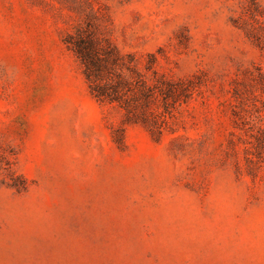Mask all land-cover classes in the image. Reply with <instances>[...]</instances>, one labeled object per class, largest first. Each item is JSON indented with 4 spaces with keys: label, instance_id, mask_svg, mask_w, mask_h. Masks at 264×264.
<instances>
[{
    "label": "rangeland",
    "instance_id": "rangeland-1",
    "mask_svg": "<svg viewBox=\"0 0 264 264\" xmlns=\"http://www.w3.org/2000/svg\"><path fill=\"white\" fill-rule=\"evenodd\" d=\"M0 264H264V0H0Z\"/></svg>",
    "mask_w": 264,
    "mask_h": 264
},
{
    "label": "trees",
    "instance_id": "trees-1",
    "mask_svg": "<svg viewBox=\"0 0 264 264\" xmlns=\"http://www.w3.org/2000/svg\"><path fill=\"white\" fill-rule=\"evenodd\" d=\"M69 48L74 50L84 65V71L87 78L91 81V90L94 95L102 102L114 101V93L111 92L112 88L109 85H99L95 81L98 80V66L96 61L93 60L92 54L86 49L87 47L80 42L67 41ZM97 78V79H96Z\"/></svg>",
    "mask_w": 264,
    "mask_h": 264
}]
</instances>
